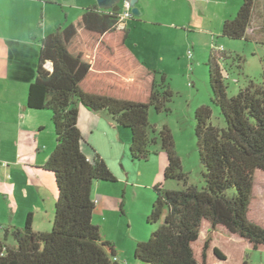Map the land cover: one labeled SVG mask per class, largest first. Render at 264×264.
I'll return each instance as SVG.
<instances>
[{"label": "trees", "instance_id": "obj_1", "mask_svg": "<svg viewBox=\"0 0 264 264\" xmlns=\"http://www.w3.org/2000/svg\"><path fill=\"white\" fill-rule=\"evenodd\" d=\"M257 0H242L233 18L221 26V36L249 39L248 29ZM116 11L96 5L41 40L36 77L28 86L26 106L51 112L54 146L43 168L54 177L57 196L51 229H33L28 212L22 227H13L15 245L0 239V264H119L112 241L92 222L95 182H115L105 160L82 150L78 127L80 106L106 113L131 132V160H148L159 145L167 157L163 180L180 188L152 187L154 201L146 222L154 225L147 240L137 241L133 257L146 264H207V251L217 229L246 240L253 249L264 247V224L251 218L256 171L264 172V54L261 80L248 79L228 96L217 60L208 56L211 102L223 125L211 121L212 108L194 111V133L204 185L188 183L170 130L156 131L149 109L167 112L173 91L164 74L148 67L127 47L128 29L117 27ZM49 64V68L47 67ZM233 189L232 195L227 194ZM219 260L226 255L219 247ZM240 264H247L244 259Z\"/></svg>", "mask_w": 264, "mask_h": 264}, {"label": "crops", "instance_id": "obj_2", "mask_svg": "<svg viewBox=\"0 0 264 264\" xmlns=\"http://www.w3.org/2000/svg\"><path fill=\"white\" fill-rule=\"evenodd\" d=\"M230 1L136 0L141 14L125 21L126 45L139 60L167 77L178 64L181 52L195 48L202 35L210 40L218 35L217 28L228 18ZM94 5L96 0H0V159L7 162V166L0 164V239L7 229L8 245H15L11 230L24 225L28 212L33 213L34 230L47 231L53 221L56 185L52 173L43 168L54 146L51 112L26 106L28 86L36 77L41 40ZM78 127L87 158L92 160L97 152L116 178L128 181L129 162L137 160H131L129 154L125 157L119 146L122 129L106 113L83 106L79 108ZM117 162L121 163L120 169ZM166 165L167 157L160 162L162 172ZM108 188L106 182L98 181L91 191L96 201L92 220H102L101 224L95 223L102 233L108 202L115 204ZM119 208L123 213L121 203ZM106 239L113 242L120 262L118 238ZM137 241L143 240L130 239L127 249L134 251Z\"/></svg>", "mask_w": 264, "mask_h": 264}, {"label": "rangeland", "instance_id": "obj_3", "mask_svg": "<svg viewBox=\"0 0 264 264\" xmlns=\"http://www.w3.org/2000/svg\"><path fill=\"white\" fill-rule=\"evenodd\" d=\"M241 2L242 0L230 1L228 18L234 17ZM64 16L62 14V17ZM217 33L218 35L215 34L212 40L206 35L198 38L195 48H189L192 51L191 58L188 57V50L181 52L179 65L177 64L174 71L166 77V82L173 91L172 100L168 103L169 110L157 113L152 108L149 109V122L154 125L156 131L163 126L169 128L182 170L188 176V183L198 187L204 185V180L201 174L203 166L199 160L194 133L195 109L200 105L211 106L212 123L223 125L218 108L211 102L208 56L212 50L222 54V58L218 59L216 64L224 78L228 96L235 94L239 88L245 86L248 79L259 82L262 73L261 57L264 54V0L256 1L248 29L249 39H230L221 36V27L217 28ZM121 129L123 141L119 142V146L122 145L125 157H127L131 132L127 128ZM152 148L153 150L157 148V152L146 161L129 162V158H126L131 168L128 181L124 178H117L115 182H106V185L110 187L107 192L115 197V202L113 201L115 204L108 202L110 207L108 205L109 210L106 221H104L106 228L104 233L103 231L101 233L105 239L111 236H114V240L118 238L117 244L121 250L118 255L119 264H136L133 258L134 251L127 249L128 242L130 239L147 240L155 227L146 222V216L154 201L155 194L152 189L154 184L162 181L166 188L182 187V183L176 180H163L160 162L162 164L166 160V155L159 145ZM117 165L120 169L121 163L117 162ZM233 193V189L227 190L228 195ZM120 203L123 213L119 208ZM253 205L251 218L256 219L257 223L264 224V172L261 171L255 173ZM101 221L97 217L92 220L93 223L99 222L100 224ZM213 246L220 248L226 255L225 260H219L214 256ZM244 259L247 264H264V247L253 249L246 240L217 229L211 247L207 251V264H240Z\"/></svg>", "mask_w": 264, "mask_h": 264}, {"label": "built area", "instance_id": "obj_4", "mask_svg": "<svg viewBox=\"0 0 264 264\" xmlns=\"http://www.w3.org/2000/svg\"><path fill=\"white\" fill-rule=\"evenodd\" d=\"M131 8L132 6L130 4V0H122L118 11H116L117 17H118V23H117L118 28L120 29L125 28V21L134 16L132 14ZM187 54H188V57H191L192 51L188 50ZM47 67L49 68V64H47ZM0 164L3 166H7V162L1 159H0ZM94 203L96 204V201H94Z\"/></svg>", "mask_w": 264, "mask_h": 264}, {"label": "water", "instance_id": "obj_5", "mask_svg": "<svg viewBox=\"0 0 264 264\" xmlns=\"http://www.w3.org/2000/svg\"><path fill=\"white\" fill-rule=\"evenodd\" d=\"M120 0H96V4L99 8L110 9L112 11H118ZM136 0H130L132 6L131 11L134 16H139L141 13L139 9L135 6Z\"/></svg>", "mask_w": 264, "mask_h": 264}]
</instances>
